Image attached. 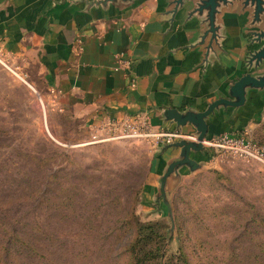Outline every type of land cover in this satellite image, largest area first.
<instances>
[{
    "label": "rangeland",
    "instance_id": "374dc122",
    "mask_svg": "<svg viewBox=\"0 0 264 264\" xmlns=\"http://www.w3.org/2000/svg\"><path fill=\"white\" fill-rule=\"evenodd\" d=\"M29 83L0 63V223L13 224L34 249H16L11 264H122L115 256L136 223L156 224L163 236L169 228L164 263L184 253L190 264H203L202 256L224 264L234 253L230 264H258L264 163L205 149L201 168L165 187L168 213L145 189L155 179V142L84 145L94 127L57 112Z\"/></svg>",
    "mask_w": 264,
    "mask_h": 264
},
{
    "label": "crops",
    "instance_id": "0c3cea01",
    "mask_svg": "<svg viewBox=\"0 0 264 264\" xmlns=\"http://www.w3.org/2000/svg\"><path fill=\"white\" fill-rule=\"evenodd\" d=\"M0 0V48L17 76L30 89L51 99L57 112L90 129L105 118L146 115L155 130L177 128L193 135L190 125L164 120L165 109L203 112L241 76L264 75V64H248L251 10L239 4L223 7L216 16L217 38L209 51L203 17L190 16L185 1L174 11L173 0ZM125 62L128 65H125ZM207 137L222 133L255 138L264 125V89L247 90L239 108L219 107L210 114ZM155 148L154 183L179 157V148ZM157 149V150H156ZM207 150L191 152L204 164ZM190 173L178 169L180 177ZM175 173L166 180L174 179Z\"/></svg>",
    "mask_w": 264,
    "mask_h": 264
},
{
    "label": "water",
    "instance_id": "95a60500",
    "mask_svg": "<svg viewBox=\"0 0 264 264\" xmlns=\"http://www.w3.org/2000/svg\"><path fill=\"white\" fill-rule=\"evenodd\" d=\"M129 2L130 0H103L100 4L105 5L108 2ZM186 0H173L174 11L184 4ZM193 5L192 10L189 12L190 16L203 17L204 22L207 25V30L203 34L202 42L207 36H209L208 45L206 50L209 51L213 42L217 38V26L216 16L220 13V9L223 7L234 6L239 4L241 9L251 10V26H255L257 31L252 32V42L258 46L253 50L248 57V64L259 68L264 64V0H187ZM264 89V75L252 76L250 73H246L238 78L228 89V97L219 98L210 103L203 112H178L175 109H165L162 112L164 120L173 122L176 127H184L190 125L193 129L194 140H179L169 145H162L161 150L168 148H179V157L168 164L164 174L160 178L159 194L155 196L158 201L162 200L167 207L168 213L170 212V206L167 202L166 195V180L175 173L176 178H180L178 169L186 167L190 173H193L197 169L202 167V163H196L190 159L191 152H201L205 150L202 142L207 137V124L205 119L213 113L214 110L219 107H232L239 108L244 105L246 100L247 90L261 91ZM173 227L171 228V232Z\"/></svg>",
    "mask_w": 264,
    "mask_h": 264
},
{
    "label": "built area",
    "instance_id": "2783aa9c",
    "mask_svg": "<svg viewBox=\"0 0 264 264\" xmlns=\"http://www.w3.org/2000/svg\"><path fill=\"white\" fill-rule=\"evenodd\" d=\"M0 63L7 71L17 76L13 67L7 64L0 50ZM125 65L128 63L125 62ZM193 135L183 133L180 128L174 131L155 130L146 115H137L131 119L116 120L105 118L90 133L84 145L110 141L150 140L158 145H169L179 140L193 141ZM205 149L214 150L221 155L242 160H256L264 163V147L257 145L246 135L222 133L202 142Z\"/></svg>",
    "mask_w": 264,
    "mask_h": 264
},
{
    "label": "trees",
    "instance_id": "16d2710c",
    "mask_svg": "<svg viewBox=\"0 0 264 264\" xmlns=\"http://www.w3.org/2000/svg\"><path fill=\"white\" fill-rule=\"evenodd\" d=\"M257 133L255 134L254 140L259 142L256 143L257 145L264 147V128L262 127ZM128 226L129 231H133L134 227L130 223H128ZM14 228L13 224L6 222L0 223V264H11V260L16 262L13 256V253H16V249H31L34 252L33 246L28 244ZM168 230L169 228H165V234L163 236L160 228L158 229L156 224L144 225L136 223L135 234L131 232L133 236L130 243L125 244L124 253L115 256V261L117 262L121 259V261L123 260L122 264H190L189 257L184 253L174 260L170 258L165 263L161 261L162 243L166 238ZM197 241L194 244L195 248L198 247L199 243L203 247L202 241ZM263 243H260L261 247H264ZM201 258L203 264H221L218 260L209 261L203 256ZM236 260L237 256L234 253H228L227 256H224V264H230ZM258 264H264V256L258 260Z\"/></svg>",
    "mask_w": 264,
    "mask_h": 264
}]
</instances>
